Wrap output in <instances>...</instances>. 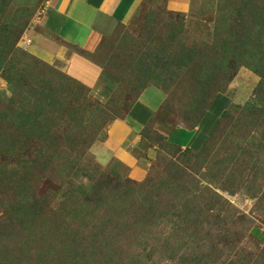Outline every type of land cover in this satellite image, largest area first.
<instances>
[{"label":"rangeland","instance_id":"rangeland-1","mask_svg":"<svg viewBox=\"0 0 264 264\" xmlns=\"http://www.w3.org/2000/svg\"><path fill=\"white\" fill-rule=\"evenodd\" d=\"M168 1L138 0L87 87L18 46L38 4L0 0V264H264V0ZM153 84L167 104L129 148L135 167H106L111 143L95 163L87 148ZM215 93L230 106L206 145H168L160 130ZM101 197L145 209L113 218L114 245L103 205H85Z\"/></svg>","mask_w":264,"mask_h":264},{"label":"crops","instance_id":"crops-1","mask_svg":"<svg viewBox=\"0 0 264 264\" xmlns=\"http://www.w3.org/2000/svg\"><path fill=\"white\" fill-rule=\"evenodd\" d=\"M28 3L38 5L18 46L87 87L96 86L100 78V68L92 58L94 53L131 20L138 7V0H28ZM167 4L169 9L186 11L189 0H169ZM165 99L166 93L160 87H146L131 112L111 121L105 138L90 147L95 163V147L111 143L113 153L107 165L117 159L131 169L135 167L137 160L129 148L139 143L144 122L159 112ZM160 131L167 143L176 148H201L205 142L199 125H178Z\"/></svg>","mask_w":264,"mask_h":264},{"label":"trees","instance_id":"trees-1","mask_svg":"<svg viewBox=\"0 0 264 264\" xmlns=\"http://www.w3.org/2000/svg\"><path fill=\"white\" fill-rule=\"evenodd\" d=\"M30 56H32V55H30ZM32 57L35 58V59H37L34 56H32ZM92 58H93V60L95 62L94 56ZM37 60L40 61V62H42L43 64H46V63H44L43 61H41L39 59H37ZM46 65H48V64H46ZM255 71L264 79V72L257 71V70H255ZM65 76L68 77V78H70V79H72V80H75V79L69 77L66 74H65ZM75 81H77V80H75ZM153 85H155V84H153ZM148 86H150V85H143V87L138 91L136 99L131 104V106L128 109V111L126 112V114L124 116L120 117V118H124L127 114H129V112H131V109L134 106H136V104H137V99H138L139 95ZM155 86L160 87L166 93V99H165V101L163 103V106L166 105L167 104V101H166L167 100V91H166V89L164 87H162V86H159V85H155ZM199 105L200 104L197 103V105H193L192 107H193V109L194 108L197 109ZM229 106H230V99L227 96H225V95H223L221 93H215L210 98V100L207 102V105L204 108L203 107L200 108L199 111H197L193 116H190L189 121H192V123L187 124L188 127H193L195 125H199L202 128V130H203L202 132H203L204 139H205V142L203 144V147L206 145V143H207L210 135L212 134L213 130L215 129V127H216L219 119L225 113V111L229 108ZM190 112H191V107H190ZM133 118L136 119V117H134V114H133ZM113 120H115V119H113ZM113 120H111V121H113ZM151 120H152V118H150L149 120H147V121L144 122V127L142 128L141 132H143V130L146 129L150 125ZM104 138H105V135L101 139H99L97 141H100V140H102ZM164 140H165V138H164ZM165 142L167 143L166 140H165ZM93 143H95V142H93ZM93 143L87 148V155L89 154L91 157H92V155L90 154V151L89 150H90V147L93 145ZM167 144L169 145V143H167ZM76 145H77L76 147L82 148L78 152H80V155L83 156L82 150H83V146L85 144L82 143L81 145H78V143H77ZM172 147H174V146H172ZM203 147H201V148H189V149H185V150L193 151L194 152V151L201 150ZM179 149H181V148H179ZM91 159H93V157ZM93 161H94V159H93ZM111 164H117V166H115V167H117L118 169H120L119 171H123V170H126V169L127 170L130 169V167H128L127 165L123 164L122 162H120L117 159H112L107 166H109ZM90 179L91 180H95L94 177H90ZM126 203L127 202L125 200H122L120 198H118L116 200L108 201L107 200V197H101L96 202H92V203L85 204L86 207H92V206H94L93 208H96V207H98L100 205H103V208H104L103 216H104V218L102 219L100 226L101 227L102 226L106 227L105 228V231L103 233L104 236L105 235H108V237H109L111 235V238H110V244L111 245H114V242L112 241L114 239V236H113L112 233H115V227L114 226L111 227L109 224L110 223H114L113 218H118L120 220H124V218L125 219H133L135 217L134 215H136L135 213H136V210L137 209L140 208L142 210H145V209H143L140 206L139 207H133L132 209H130V208L128 209V208H126ZM130 206H132V205L130 204ZM118 225L119 226L124 225L125 228H128L129 229V230L122 231L124 235H131L133 238H138V236L136 235L134 229L131 228L133 226L130 223L127 222V223L118 224ZM142 241H143V244H146L147 243L146 242V238H144ZM188 245L189 244H187L186 246H188ZM128 249H129L130 252H135L136 251V248H133L131 246H129ZM129 251L126 250L124 252L125 253H128Z\"/></svg>","mask_w":264,"mask_h":264}]
</instances>
